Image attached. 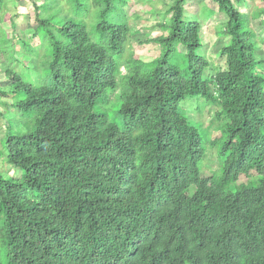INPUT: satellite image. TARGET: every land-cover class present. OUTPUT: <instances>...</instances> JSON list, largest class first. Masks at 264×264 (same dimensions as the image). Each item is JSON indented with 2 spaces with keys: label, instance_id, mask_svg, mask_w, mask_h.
<instances>
[{
  "label": "trees",
  "instance_id": "trees-1",
  "mask_svg": "<svg viewBox=\"0 0 264 264\" xmlns=\"http://www.w3.org/2000/svg\"><path fill=\"white\" fill-rule=\"evenodd\" d=\"M30 1L40 81L0 62V163L20 171H0V264H264V58L249 26L264 28V7L210 0L228 42L208 77L188 0L146 40L161 48L151 62L128 54V0ZM193 99L213 126L189 114Z\"/></svg>",
  "mask_w": 264,
  "mask_h": 264
},
{
  "label": "rangeland",
  "instance_id": "rangeland-1",
  "mask_svg": "<svg viewBox=\"0 0 264 264\" xmlns=\"http://www.w3.org/2000/svg\"><path fill=\"white\" fill-rule=\"evenodd\" d=\"M35 2L41 6L44 0ZM173 2L174 0H128L127 5L124 6L129 27L126 45L128 54H136L144 62H151L160 55V46L154 42H146V40H152L164 32L159 23L170 18L168 10ZM236 6L239 11L250 14L254 8L264 7V0H247L245 3H237ZM209 9H213L214 14L207 17ZM185 15L188 19L197 17L200 24V36L203 43L200 53L210 64L205 70V76H213L218 69H225L226 60L219 54V50L228 42V37L221 33L228 21L227 16L219 12L216 4L210 0H188L185 6ZM261 19L263 18L257 20L250 18L249 26L253 28L259 40L257 54L259 58H264V28L261 25ZM37 24L34 2L30 0H2L0 8V62H4L10 69L18 73L30 74L31 79L38 83L40 72L33 67L32 59L36 57L39 60L43 56L44 48L38 41H31ZM24 42L28 45L24 46ZM34 50L39 51L40 57L34 54ZM12 55L15 60L10 59ZM127 70L125 63H122V73H126ZM8 83H10L9 79L0 71V88L7 87ZM112 97V101L115 102V95L112 94ZM188 107L190 108L189 114L201 126L208 127L216 123L215 109L202 99L191 100ZM1 111L4 110L1 108ZM4 131V119L0 117V139L3 137ZM212 135L219 136L220 132H213ZM219 150L220 146L212 147L211 150L206 149L205 159L202 162L203 173L209 174L218 168L216 156ZM0 171L6 176L15 178L20 176V171L7 163H0ZM240 180L243 181L242 178Z\"/></svg>",
  "mask_w": 264,
  "mask_h": 264
}]
</instances>
